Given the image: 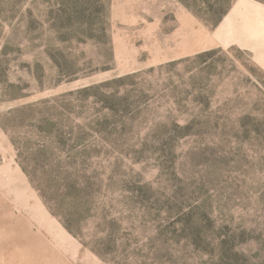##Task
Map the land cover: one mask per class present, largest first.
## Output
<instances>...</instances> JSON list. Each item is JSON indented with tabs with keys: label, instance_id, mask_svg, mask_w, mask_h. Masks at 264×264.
Returning <instances> with one entry per match:
<instances>
[{
	"label": "rangeland",
	"instance_id": "rangeland-1",
	"mask_svg": "<svg viewBox=\"0 0 264 264\" xmlns=\"http://www.w3.org/2000/svg\"><path fill=\"white\" fill-rule=\"evenodd\" d=\"M0 264H264V0H0Z\"/></svg>",
	"mask_w": 264,
	"mask_h": 264
},
{
	"label": "crops",
	"instance_id": "crops-1",
	"mask_svg": "<svg viewBox=\"0 0 264 264\" xmlns=\"http://www.w3.org/2000/svg\"><path fill=\"white\" fill-rule=\"evenodd\" d=\"M251 20L249 18H247V22H250Z\"/></svg>",
	"mask_w": 264,
	"mask_h": 264
},
{
	"label": "trees",
	"instance_id": "trees-1",
	"mask_svg": "<svg viewBox=\"0 0 264 264\" xmlns=\"http://www.w3.org/2000/svg\"><path fill=\"white\" fill-rule=\"evenodd\" d=\"M26 170V169H25Z\"/></svg>",
	"mask_w": 264,
	"mask_h": 264
}]
</instances>
